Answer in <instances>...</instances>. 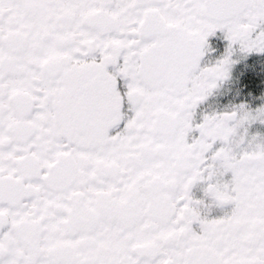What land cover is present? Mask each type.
I'll return each mask as SVG.
<instances>
[{"label":"snow or ice","instance_id":"6c2138e0","mask_svg":"<svg viewBox=\"0 0 264 264\" xmlns=\"http://www.w3.org/2000/svg\"><path fill=\"white\" fill-rule=\"evenodd\" d=\"M252 57L264 0H0V264H264Z\"/></svg>","mask_w":264,"mask_h":264},{"label":"flooded vegetation","instance_id":"af4514ba","mask_svg":"<svg viewBox=\"0 0 264 264\" xmlns=\"http://www.w3.org/2000/svg\"><path fill=\"white\" fill-rule=\"evenodd\" d=\"M253 61L256 63V71L255 72H250L249 74L253 76L257 82L259 83L260 79L264 77V58L260 57H252L248 61L241 62V65H238L233 72L234 79L238 75L240 68L245 64H252ZM234 103H239L241 99H243L242 96H236L235 94V89H233L231 93ZM229 100L227 96H214L210 98L209 102L204 106L208 111H213V110H223L224 107L228 106ZM255 127L253 128V131H255ZM264 130V129H262Z\"/></svg>","mask_w":264,"mask_h":264}]
</instances>
